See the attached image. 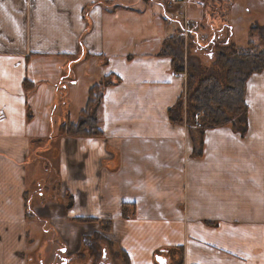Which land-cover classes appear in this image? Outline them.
Segmentation results:
<instances>
[{
    "label": "crops",
    "instance_id": "crops-1",
    "mask_svg": "<svg viewBox=\"0 0 264 264\" xmlns=\"http://www.w3.org/2000/svg\"><path fill=\"white\" fill-rule=\"evenodd\" d=\"M184 1L0 0V264H42L46 239L57 236L66 251L92 230L129 264H156L159 250L172 263L169 249L180 264H264V69L245 82L246 133L206 128L195 154L198 129L168 117L185 73L163 52L181 26L171 9ZM187 1L192 34L214 22L231 37L230 21L207 12L234 2ZM87 65L95 73L77 114L93 83L112 80L97 109L101 135L48 138L55 115L77 121L65 110L72 101L57 98L74 97L73 70ZM123 202L133 215L122 217ZM96 219L110 220V232Z\"/></svg>",
    "mask_w": 264,
    "mask_h": 264
},
{
    "label": "trees",
    "instance_id": "trees-1",
    "mask_svg": "<svg viewBox=\"0 0 264 264\" xmlns=\"http://www.w3.org/2000/svg\"><path fill=\"white\" fill-rule=\"evenodd\" d=\"M179 33L181 34V29H178L177 35L165 40L163 52H168L171 56L175 72L185 73V93L184 97L181 95L176 104L168 109V117L172 122L185 123L188 127L194 126L198 129L200 137L194 139L193 152L199 154L202 149L201 135L206 128L229 125L240 135L246 133L248 123L247 106L244 100L245 82L253 72L264 69V24L255 21L250 23L248 41L243 48L236 47L229 40L230 35H227V32L225 36L223 29L209 32L206 43L200 42L199 38L196 42L193 41L192 35H196L191 33L187 36L189 41H185ZM192 49L204 52V55L211 59L210 63L206 65L200 58L194 56L190 52ZM193 56L198 61L197 64L189 63ZM111 82L110 77L104 75L93 83L87 90L86 101L78 112L77 121L73 122L67 117L64 118L53 126L48 138L101 135L97 109L103 88ZM27 116H31L30 112H27ZM34 141L41 142L42 140L34 138ZM71 203L69 198L66 207L71 206ZM129 206H133L131 211ZM133 214L134 205L123 202L121 204L122 217H129ZM79 219L95 220L93 217ZM97 221L102 232H110V220L99 219ZM94 238H82L83 247L85 246V249L91 253L95 252L94 242H92ZM117 250L121 254V264H129V257L125 251L118 248ZM171 250H176L178 255L177 260L169 264H180L181 254L178 249H169V252ZM160 251L154 253L155 263L168 264L166 257L161 255Z\"/></svg>",
    "mask_w": 264,
    "mask_h": 264
},
{
    "label": "rangeland",
    "instance_id": "rangeland-1",
    "mask_svg": "<svg viewBox=\"0 0 264 264\" xmlns=\"http://www.w3.org/2000/svg\"><path fill=\"white\" fill-rule=\"evenodd\" d=\"M231 1L234 3L230 5L228 12L224 14L207 12V14L213 19V21H216V22L218 20L221 21L222 15L224 16V19L225 18L228 19L233 28L232 34L229 40L232 41L236 47L243 48L246 46V43L248 41V29H249L250 23L255 21L257 23L264 24V0H231ZM184 2L185 4H181V7L178 6L175 9H171L174 12L172 15L174 17H177L176 20L178 21V25H181L183 20L188 19L187 18L188 17V6H187L188 1L185 0ZM189 21L190 20H187L188 25H192L191 23H189ZM178 28L181 29L180 27ZM216 28H217V24H215L214 22L208 23L207 26L205 27L199 26L198 31L196 33L197 37L192 35L191 39L196 42L197 38H199L200 42L204 41V43H206V41L209 38L208 36L209 32H211L212 30ZM223 32L225 33V36H226L227 30L223 29ZM180 35L184 38L182 33ZM205 35H207L206 38L204 37ZM186 40L189 41L187 37L185 41ZM183 51L185 54L184 48H183ZM190 52L194 56L200 58V60H202L206 65L207 63H210L211 61V59L207 58V56L204 55V52L200 50L195 51L194 49H192ZM194 56L190 58L189 63H192V62L196 64L198 63V61L196 60V58H194ZM87 67L88 69L82 67L79 70L77 69V66H76L75 69L73 70V75L75 78H77V82L74 86L68 88V91H69L68 94H71L74 97H58L57 98V101H60V102L61 101L68 102V99L72 101L71 105L69 106L67 105L65 107V110L66 111L68 110L71 116H78L77 114L78 108L79 106L82 105V102H83L82 100L84 99L83 97L84 94H82V92L84 91V88H87V86L91 84L92 78L95 73V71L92 70L90 66L87 65ZM190 69H191V66H190ZM60 102H57L58 104L57 103L55 104L56 112L57 110H59L58 107L61 105ZM183 104H185V102ZM57 116L58 115H55V118H54L55 123H53L52 128L54 125H57L62 120V119L61 120L58 119ZM47 156L49 157L50 160H52V164H51L52 166L55 162L54 159L52 158V153L47 154ZM40 163L41 161L35 157L34 168L32 169V171L35 173L34 175H39L40 170H41L39 169ZM51 173H54L53 168H52ZM39 183H40L39 187L38 185H35L34 187L36 188V190L41 191L42 189H44V185L41 184V182ZM45 188H47L46 185H45ZM53 192L54 193H52L51 196L54 198L57 193L55 191ZM47 216L49 215L47 214ZM34 221L35 220L33 218H31L30 220L27 219V227H29L30 229L29 234L31 236V239L33 238V241L37 239V234H39L40 232L38 230V227L36 225H33ZM42 233L44 234L45 232L42 230ZM97 234L98 232H93L92 230L88 236L81 235V237L79 238L80 244L77 246L73 245L72 247H68L67 248L68 251L67 250L65 251L66 249L65 242L58 239L57 236L48 238L49 237V234H48L47 236L48 239H46L44 249L41 252L42 264H121V254L119 253V251L117 250L113 242L110 243L111 240L109 239L108 236L107 237H104L101 235L95 236ZM101 237H104V238H101ZM82 238H87V239L94 238V241H92L94 242L93 244L94 251H95L94 253H91L88 251V249H85V246L83 247L84 242ZM42 247H43V244H41V246H37V249L40 250V248ZM61 248H65L63 249L65 252L62 251ZM37 253L38 252H36L35 250L29 256H35V254ZM27 261H28V264H33V260H27Z\"/></svg>",
    "mask_w": 264,
    "mask_h": 264
},
{
    "label": "built area",
    "instance_id": "built-area-1",
    "mask_svg": "<svg viewBox=\"0 0 264 264\" xmlns=\"http://www.w3.org/2000/svg\"><path fill=\"white\" fill-rule=\"evenodd\" d=\"M177 1H180V0H167L169 4L176 3ZM181 32H182V35L184 36L183 38L184 40L186 39L189 33L192 34V31L190 30L187 19L183 20L181 24Z\"/></svg>",
    "mask_w": 264,
    "mask_h": 264
},
{
    "label": "flooded vegetation",
    "instance_id": "flooded-vegetation-1",
    "mask_svg": "<svg viewBox=\"0 0 264 264\" xmlns=\"http://www.w3.org/2000/svg\"><path fill=\"white\" fill-rule=\"evenodd\" d=\"M39 186H40V184L38 185V187H39ZM97 236H99V235H97ZM63 249H65V248H61L62 251H64ZM64 252H65V251H64ZM62 263H63V261H62Z\"/></svg>",
    "mask_w": 264,
    "mask_h": 264
}]
</instances>
